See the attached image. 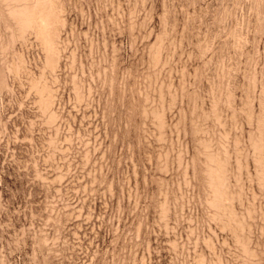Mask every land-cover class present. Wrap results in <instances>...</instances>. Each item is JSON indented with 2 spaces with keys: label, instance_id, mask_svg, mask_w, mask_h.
Returning <instances> with one entry per match:
<instances>
[{
  "label": "rangeland",
  "instance_id": "obj_1",
  "mask_svg": "<svg viewBox=\"0 0 264 264\" xmlns=\"http://www.w3.org/2000/svg\"><path fill=\"white\" fill-rule=\"evenodd\" d=\"M0 264H264V0H0Z\"/></svg>",
  "mask_w": 264,
  "mask_h": 264
}]
</instances>
